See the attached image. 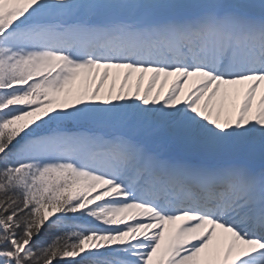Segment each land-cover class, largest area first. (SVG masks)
Wrapping results in <instances>:
<instances>
[{"label":"snow or ice","instance_id":"1","mask_svg":"<svg viewBox=\"0 0 264 264\" xmlns=\"http://www.w3.org/2000/svg\"><path fill=\"white\" fill-rule=\"evenodd\" d=\"M0 264H264V0H0Z\"/></svg>","mask_w":264,"mask_h":264}]
</instances>
